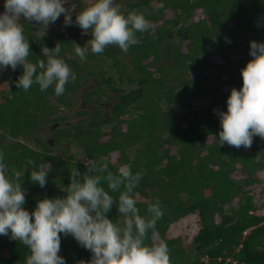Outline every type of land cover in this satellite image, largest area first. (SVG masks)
<instances>
[{"label":"trees","instance_id":"trees-1","mask_svg":"<svg viewBox=\"0 0 264 264\" xmlns=\"http://www.w3.org/2000/svg\"><path fill=\"white\" fill-rule=\"evenodd\" d=\"M81 1L74 0L83 10ZM116 2L125 14H143L151 23L147 32L136 34L139 43L127 52L109 45L102 54H93L86 43L90 34L81 40L57 30L41 35L35 23L22 21L29 61L46 59L45 47L51 50L60 43V57L74 75L65 93L56 96L54 88L19 89L22 67L0 71V151L9 178L20 174L24 207L31 211L39 199L66 195L72 168L106 177L118 176L117 169L129 164L134 175L143 172L132 190L140 214L151 218L148 204L157 199L164 213L145 242L166 241L171 264H264V213L259 212L264 195L258 203L253 188H247L264 172V138L254 137L251 148L237 149L220 145L218 137V112L227 110L231 89L242 85L241 68L251 59L249 42L264 41V21L257 24L264 17V0ZM76 43L89 49L86 59L76 55ZM92 77L99 79V88L84 93V99L97 108L79 111L87 115L82 122L52 132L55 145L65 147L55 152L38 131L66 122L69 116L62 110L74 105V94ZM116 99L105 115L104 103ZM106 125H112L109 132ZM76 143L80 152L73 154ZM29 160L52 165L46 187L30 180ZM104 163L107 171L88 172L89 165L100 169ZM130 182L113 192L102 180L115 201L108 215L121 226L119 194ZM192 215L201 224L193 243L185 235H170L176 223ZM60 254L67 264L91 259L71 236L62 237ZM28 255L26 246L0 236V264H25Z\"/></svg>","mask_w":264,"mask_h":264},{"label":"clouds","instance_id":"clouds-1","mask_svg":"<svg viewBox=\"0 0 264 264\" xmlns=\"http://www.w3.org/2000/svg\"><path fill=\"white\" fill-rule=\"evenodd\" d=\"M3 7L4 11L0 12V71L22 67L23 72L16 81L19 89L28 91L38 85L39 90L45 92L54 88L56 96L63 95L66 84L74 79L71 67L60 57L61 44L57 43L51 50L45 47L46 59L30 62V42L24 34L22 21L43 26L45 31L63 16L64 27L75 24L82 34H90L86 43L93 54H102L109 45H117L127 52L139 43L136 34L151 28L143 14L134 11L125 14L116 0H92L79 12L71 6V0H4ZM262 21L264 17H258V26ZM225 42L231 43V38L226 37ZM249 45L251 59L241 68L242 85L239 89H231L227 110L218 112L220 145L237 149L251 148L254 137L264 138V41L251 40ZM88 50L76 43L75 53L82 60L86 59ZM28 165L30 180L41 188L46 187L52 171L50 162L29 160ZM6 170L5 154L0 151V236H7L29 249L25 264H67L60 250L62 237L69 236L91 253V259L82 264H171L166 241L145 242L164 213L157 199L148 204L151 218L140 214L132 190L143 178L142 171L134 175L131 165L125 164L117 169L118 176L103 177L82 174L72 168L66 195L39 199L30 211L24 207L25 192L21 182H17L20 174L16 173L13 180ZM107 170L108 163L100 169L95 164L88 167L89 173ZM104 179L113 192L125 181H131L119 194L118 212L124 217L123 226L108 215L115 201L102 186Z\"/></svg>","mask_w":264,"mask_h":264},{"label":"rangeland","instance_id":"rangeland-1","mask_svg":"<svg viewBox=\"0 0 264 264\" xmlns=\"http://www.w3.org/2000/svg\"><path fill=\"white\" fill-rule=\"evenodd\" d=\"M119 2H122L123 0H116ZM131 2H136L137 0H129ZM92 3V0H82L81 4L83 7H87ZM4 0H0V12L4 11ZM71 6L74 7L76 9V12L81 11L79 6L77 4H75L74 0H71ZM125 8V7H124ZM123 8V9H124ZM122 10V9H121ZM75 12L73 13V20H75ZM38 27V31L41 35H45L48 32H52L53 30H57L69 37H71V39L73 40H81L89 35H84L81 32V29L78 26H75V24H73V26L71 27H64L63 26V16H61V18L55 23L50 25L45 31L43 29V26H39L38 24H36ZM113 46V45H111ZM99 79L98 78H91L90 83L85 86L84 88L80 89L77 93L74 94L72 100L74 101V105L72 107H67L64 108L62 110V115H68L69 118L66 122H63L61 124H59L58 126L53 125V124H49L47 126H42L39 131H38V135H40L41 137H44L47 141H50L52 143V149L55 150V152H57L59 149L63 150L65 149V147L63 146H56L55 142H54V138L52 132H54L60 125H66L68 124H77L80 123L84 120L85 117H87V115H83L81 116L79 114V111L82 110H92L94 111L97 108V105H91L86 103L85 99H84V93H86L89 90L92 89H98L99 88ZM110 94H115L114 92H110ZM52 102L55 103V99L51 97ZM118 100H110L104 103V105L106 106L105 109V115L106 114H110V108L111 106H113ZM201 106H205V104H200L198 107ZM112 129V125H106L104 127V131L109 132ZM35 147H37L38 145H36L35 143H32ZM66 146V145H65ZM80 146L78 143L73 144V146L70 149V152L73 154H78L80 152ZM256 176L259 178V182L256 183L255 185L251 186V187H247L249 188H253V190L255 191V195L257 198V202L261 203L263 202V195H264V172L262 173H257ZM261 213H264V209H260ZM200 219L197 215H192L178 223H176L172 229H171V236H176V235H185L186 238H188V241H190V243H193L194 240V236L197 234V232L199 231L200 228Z\"/></svg>","mask_w":264,"mask_h":264}]
</instances>
